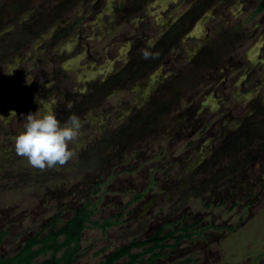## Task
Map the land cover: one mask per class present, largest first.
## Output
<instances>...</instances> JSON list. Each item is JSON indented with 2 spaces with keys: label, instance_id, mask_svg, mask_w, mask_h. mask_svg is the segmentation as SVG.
Here are the masks:
<instances>
[{
  "label": "rangeland",
  "instance_id": "obj_1",
  "mask_svg": "<svg viewBox=\"0 0 264 264\" xmlns=\"http://www.w3.org/2000/svg\"><path fill=\"white\" fill-rule=\"evenodd\" d=\"M259 3L230 1L215 19L228 35L218 47L209 43L211 50L224 54L222 66H217L225 80L215 91L199 83L201 75L186 96L161 106L156 117L153 103L145 100L172 96L154 90V69L127 85L108 83L107 93L99 88L77 106L69 108L67 99L55 115L62 125L71 115L79 117L80 135L69 145L75 155L63 166L44 170L15 152V138L24 129L0 134V257L15 254L28 238L46 233L57 214L61 226L87 204L93 215L73 264L99 263L134 239L194 222H199L194 234L166 249L154 264L187 259L190 264H264V151L258 152L264 148V11L257 12ZM210 21L206 24L213 30ZM195 24L191 50L204 41L206 25ZM50 60H43L42 68L28 63L27 70L41 76L37 72L56 68ZM213 69L217 75L216 65ZM249 70L254 73L249 75ZM59 78L63 85L76 81L71 72ZM37 90L32 88L31 94ZM39 92L24 110L18 103L4 110L1 121L14 116L13 121L24 125L27 114L42 113L52 101L51 92ZM9 93L19 94L13 89ZM96 99L101 101L91 107ZM139 114L146 118L139 121V133L121 139L120 133ZM239 124L243 132L237 154L228 152L212 161L213 151L234 137ZM106 220L113 224L106 230L92 225Z\"/></svg>",
  "mask_w": 264,
  "mask_h": 264
},
{
  "label": "flooded vegetation",
  "instance_id": "obj_2",
  "mask_svg": "<svg viewBox=\"0 0 264 264\" xmlns=\"http://www.w3.org/2000/svg\"><path fill=\"white\" fill-rule=\"evenodd\" d=\"M230 1L233 0H0V90L8 93L6 98H0V114L15 103L24 110L35 102L39 91L51 92L49 106L55 113L67 99L77 106L99 88L107 93L108 83L127 85L154 69H158L154 90L164 89L166 96H172L167 101L165 96L164 100L156 96L145 100L157 108L153 110L156 117L161 106L186 96L201 75L199 83L209 84L215 91L225 80V76H219L217 66L223 64L219 60L224 54L211 50L209 43L218 47L228 37L222 23L215 19L221 17ZM262 11L264 0L257 9L258 13ZM209 21L214 24L213 30L206 24ZM195 23L206 25L204 41L191 50ZM145 52L149 54L147 58ZM47 59L56 68L44 69L43 74L37 72L41 76L27 70L28 63L42 68V61ZM215 65L218 76L213 74ZM64 72L76 75L72 85L61 82L59 75ZM38 87L40 90L32 95V88ZM12 89L19 94H10ZM99 101L96 99L91 107ZM13 117L8 121L0 117V134L11 136L24 129ZM241 125L233 133L238 143ZM104 136L105 141L107 134ZM259 151L263 153L264 148Z\"/></svg>",
  "mask_w": 264,
  "mask_h": 264
},
{
  "label": "trees",
  "instance_id": "obj_3",
  "mask_svg": "<svg viewBox=\"0 0 264 264\" xmlns=\"http://www.w3.org/2000/svg\"><path fill=\"white\" fill-rule=\"evenodd\" d=\"M262 8L260 7V9ZM153 110L155 111L157 108ZM139 117L141 118L132 122L124 132L120 133L121 139L132 135V133H139L137 132L139 123L141 121L144 123L146 120L140 114ZM149 128L148 126V130ZM143 129L140 131H143ZM145 131L147 133V130ZM228 139L222 144L223 146L213 151L210 157L212 161L223 157L228 152L237 154L239 151L237 140L230 139V136ZM92 215L93 212L85 204L75 209L71 218L58 226L59 214H57L55 219L47 226L46 233H38L28 238L15 254L0 257V264H73L78 258L82 233L90 224ZM92 225L101 230H106L113 224L106 220L102 223L93 222ZM198 225L199 222H194L186 226H180L176 230L171 229L168 232H165L164 228L159 229L144 239H134L123 244L108 254L101 262L93 264H117L122 259L126 260L124 264H154L162 257L166 249L176 248L181 242L189 239L195 232L194 228ZM3 238L4 234L0 233V245ZM170 242L173 243L170 244ZM48 255V259L37 262L39 258ZM191 262L192 260L187 259L175 264H190Z\"/></svg>",
  "mask_w": 264,
  "mask_h": 264
},
{
  "label": "clouds",
  "instance_id": "obj_4",
  "mask_svg": "<svg viewBox=\"0 0 264 264\" xmlns=\"http://www.w3.org/2000/svg\"><path fill=\"white\" fill-rule=\"evenodd\" d=\"M144 55L147 58L149 54ZM25 118L24 130L14 142L18 156L25 157L31 166L40 170L63 166L74 157L75 152L69 145L80 135L79 117L71 115L62 125L52 108L46 106L42 113H29Z\"/></svg>",
  "mask_w": 264,
  "mask_h": 264
}]
</instances>
